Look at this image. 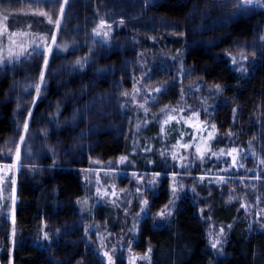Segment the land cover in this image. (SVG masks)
Listing matches in <instances>:
<instances>
[{"label":"trees","instance_id":"trees-1","mask_svg":"<svg viewBox=\"0 0 264 264\" xmlns=\"http://www.w3.org/2000/svg\"><path fill=\"white\" fill-rule=\"evenodd\" d=\"M235 2L69 0L48 67L43 68L42 54H34L0 74V162L10 152L9 137L20 142L23 125L32 117L26 146H37V165L49 167L42 174H19L18 236L12 237V231L2 234L7 245L1 254L4 264H61L49 249L34 244L36 230L47 216H78L76 200L85 194L79 170L93 168L92 156L116 161L126 154L135 87L169 82L157 95L156 107H170L181 99V68L193 69L199 76L196 84L212 96L208 116L219 130L236 133L244 144L256 138L264 141V45L256 33L264 26V0L256 7ZM64 3L0 0V12L11 28L31 26L51 42ZM105 17L120 20L104 27L100 37L96 30ZM254 44L260 58L246 73L237 71L227 54ZM51 138L64 143L60 164L47 153ZM69 149L73 155L67 157ZM163 170L162 165L154 169ZM168 199V194H160L153 202L160 208ZM209 201L212 217L233 225L224 256H214L198 206L187 199L169 224L145 221L136 248L145 251L151 246L153 264H264V230L250 233L244 215L227 206L218 191Z\"/></svg>","mask_w":264,"mask_h":264},{"label":"rangeland","instance_id":"rangeland-1","mask_svg":"<svg viewBox=\"0 0 264 264\" xmlns=\"http://www.w3.org/2000/svg\"><path fill=\"white\" fill-rule=\"evenodd\" d=\"M68 1L65 0L61 9L60 23L55 25L51 42L48 36L34 32L31 26L11 28L0 12V74L17 63L29 61L34 54H42L43 68L48 67ZM235 1L243 7L258 4V0ZM118 20L120 18H102L96 30L100 33L98 36L104 34V27ZM153 28L154 25L149 26L150 30ZM263 29L262 25L256 31L260 46L264 45ZM259 54L254 44L227 55L237 71L246 73L260 58ZM172 60L177 59L172 57ZM198 78L193 69L182 67L177 78L181 99L166 108H157L156 103L157 95L169 82L132 90L131 116L126 124V154L119 155L116 161L101 155L92 156L93 168L79 170L85 194L76 200L78 216L74 213L66 217L47 216L36 230L34 244L49 249L53 260L61 264H153L151 246L145 251L136 248L143 223L148 220L154 226L169 224L187 199L197 204L206 225L205 236L214 256L219 258L226 253L233 225L212 217L209 200L216 191L224 197L227 206L244 215L250 233L264 230V141L256 138L244 144L236 133H222L208 116L212 96H206L208 89L196 84ZM31 121L32 117L28 118L27 133L20 136L24 138L23 145L13 136L9 137L10 152H5L7 156L0 162V264H4L1 254L7 249L2 234L12 231V237L18 236L15 224L20 202L19 174L24 170L42 174L49 169L37 165L38 147L26 146ZM46 147L47 153L54 155L56 163L60 164L64 143L51 138ZM16 149L21 151L19 161ZM68 151L67 157L73 155L72 149ZM156 165H162L165 170L154 171ZM160 194H168L169 199L158 208L153 200ZM216 240L220 243L213 248ZM5 264H12L11 260Z\"/></svg>","mask_w":264,"mask_h":264},{"label":"snow or ice","instance_id":"snow-or-ice-1","mask_svg":"<svg viewBox=\"0 0 264 264\" xmlns=\"http://www.w3.org/2000/svg\"><path fill=\"white\" fill-rule=\"evenodd\" d=\"M248 3H251V0H248ZM61 11H62V10H61ZM43 14H44V13H41V15H43ZM7 19H8V17L5 16V17H4V20L7 21ZM49 23H53V20H52L51 16L49 17ZM55 23H56L57 26H59L60 21H59V20H56ZM5 31H7V27H5ZM96 34H97V35H100L99 32H97ZM105 35H107V33H105ZM53 43H55V40H54V39H53ZM48 50L51 51V48H49ZM76 63H77V64H80L81 62H80V61H76ZM46 64H47V61L45 60V65H46ZM40 80H41V82H43V80H44L43 73H41V75H40ZM38 92H39V88H37V93H38ZM23 128H24L25 133H27V130H28V125H27V123H24ZM213 130H214V127H213ZM23 143H24V138L21 137V138H20V144L23 145ZM197 151H199V149H197ZM232 151L235 152L236 150L233 149ZM214 154H215V153H214ZM223 154H224V153H223V150H221V155H223ZM228 154L231 155V153H228ZM20 158H21V151H20V149H16V159H17V161H19ZM233 163H235V159L233 160ZM145 203H147V201H145ZM221 231H223V230L221 229ZM45 238H47V236H45ZM219 243H220V241H219V240H216L215 242L212 243V247H213V248H216L217 245H218Z\"/></svg>","mask_w":264,"mask_h":264},{"label":"bare ground","instance_id":"bare-ground-1","mask_svg":"<svg viewBox=\"0 0 264 264\" xmlns=\"http://www.w3.org/2000/svg\"><path fill=\"white\" fill-rule=\"evenodd\" d=\"M116 109H117V107H116ZM114 113V112H113ZM116 113H117V111H116ZM119 113V112H118ZM113 120H115V119H113ZM116 121V120H115ZM156 197V196H155ZM155 203V202H154ZM158 205V204H157ZM155 207H157V206H155ZM46 219V218H45Z\"/></svg>","mask_w":264,"mask_h":264}]
</instances>
